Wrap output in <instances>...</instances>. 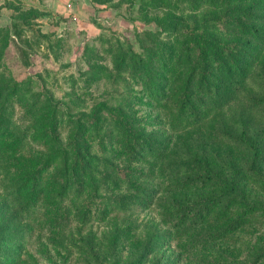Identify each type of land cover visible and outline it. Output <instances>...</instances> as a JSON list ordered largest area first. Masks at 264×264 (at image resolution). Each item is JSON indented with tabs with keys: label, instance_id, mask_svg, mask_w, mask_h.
<instances>
[{
	"label": "trees",
	"instance_id": "1",
	"mask_svg": "<svg viewBox=\"0 0 264 264\" xmlns=\"http://www.w3.org/2000/svg\"><path fill=\"white\" fill-rule=\"evenodd\" d=\"M119 1L127 3L129 12L133 6L146 8L139 17L146 27L134 30L131 40L125 35L100 38L107 42L110 69L135 80L146 94L144 104L158 108L164 125L179 137L165 148L153 133L134 127L125 110L129 99L108 105L92 97L88 105L76 108L75 88L56 97L46 84L32 83L29 74L14 77L3 59L11 35L0 27V212L11 209L23 218L26 246L42 228L58 235L72 222L83 226L91 218L103 219L107 210L149 208L151 190L127 176L142 155L157 156L165 187L182 191L157 202L163 222L185 228L203 224L210 240L246 228L256 231L238 257L201 256L194 262L264 264V0ZM5 7L17 9L10 3ZM34 16L31 9L9 15L23 25ZM85 62L87 74L101 68H92L87 56ZM105 123L113 135L102 130ZM198 125V130L191 129ZM204 127L207 136L201 133ZM103 134L117 147L110 155L115 164L109 157L102 159L98 171L89 144L97 136L102 155ZM182 136L184 148L179 147ZM109 178L124 183V189L107 209L103 201L110 198L99 194L95 182ZM11 212L0 219V232ZM124 230L114 229L105 238V257L88 249L75 261L119 264L112 249ZM154 230L145 229L135 238L141 242L138 253L122 264H173L177 254L163 259L151 254L161 236ZM73 232L81 234L78 228ZM93 235L89 231L83 238L92 243ZM201 235L195 230L191 237ZM26 248L15 264H28L22 259Z\"/></svg>",
	"mask_w": 264,
	"mask_h": 264
},
{
	"label": "rangeland",
	"instance_id": "2",
	"mask_svg": "<svg viewBox=\"0 0 264 264\" xmlns=\"http://www.w3.org/2000/svg\"><path fill=\"white\" fill-rule=\"evenodd\" d=\"M9 3L17 9L5 7ZM126 8L127 3L119 0H0V27H6L11 35L10 47L4 52L3 59L14 77L19 73L29 74L32 83L46 84L56 97H62V91L75 88V92L79 93L74 104L76 108L88 105L92 97L97 101H105L108 105L120 98L129 99L125 106V110L130 113L129 122L146 133H153L166 148L169 143L171 146V143L176 141L179 134H172L164 125L162 118L157 114L158 108L152 109L144 104L147 101L146 94L139 86L133 84L135 80L122 72L110 69L108 54L104 52L107 42L100 41L103 37L112 39L121 35L131 40L134 30L141 31L146 27L139 18L146 13V8L133 6L130 12ZM28 9L35 12L33 18L27 19L30 24L23 25L19 20L9 17L17 15V11ZM87 46V53H84ZM86 56L87 60L94 64L92 68H106V75L100 72L101 68L92 69L87 74ZM199 127L200 125L191 129L198 130ZM110 129L109 123L103 124L102 130L105 133ZM201 133L207 136L208 128L201 129ZM96 139L97 136L92 138L89 149L97 159L94 167L99 171L102 159L109 157L110 163L115 164L110 155L117 147L110 145L103 134L101 141L106 142V147L101 155ZM181 140L183 143L179 147H186V138L182 136ZM113 142L114 138L111 140V143ZM160 163L157 156L142 155L136 164H131L129 171L132 173L127 176L151 190L148 197L150 202L147 205L149 208L135 206L126 212L117 213L112 212V209L107 210V216L103 219L91 218L83 226L72 222L60 230L58 235H48L47 228H42L35 233L33 242L27 243L26 246L24 245L27 232L23 230V218L18 212H11V209H7L5 215L0 212V219L11 212L8 215V224L0 232L4 239V242L0 243V252L3 254L0 255V260H3L4 264H15L25 247L28 249L23 251L26 256L22 259L28 264V259L39 264H78L74 258L83 257L88 249H93L100 257H105L108 255L105 238L114 229H125L112 249L117 258L121 259L119 264L138 253L139 239L135 238L143 235L145 229H155L157 234H161L151 254L162 259L177 254L173 264H196L195 257L201 256L207 259L238 257L242 249L248 246L249 239L255 236L254 229L240 230L223 240H210L203 224L189 228L170 227L161 220L157 214V211H160V203L157 202L177 196L182 191L165 187L166 176L159 170ZM95 183L102 192L99 194L110 198L109 202L105 199L103 201V206L108 207L107 209L111 206L110 201L124 189V183H119L113 178L106 182L98 179ZM93 214H96L95 210ZM77 228L79 233L83 230L81 234L73 232ZM195 230H200L202 235L191 237ZM89 231L94 234L92 243L83 238ZM81 250L85 253L80 254ZM107 259L105 262H108Z\"/></svg>",
	"mask_w": 264,
	"mask_h": 264
}]
</instances>
